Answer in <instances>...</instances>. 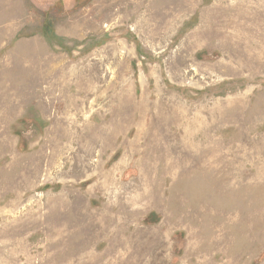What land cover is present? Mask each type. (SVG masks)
<instances>
[{
    "label": "rangeland",
    "instance_id": "374dc122",
    "mask_svg": "<svg viewBox=\"0 0 264 264\" xmlns=\"http://www.w3.org/2000/svg\"><path fill=\"white\" fill-rule=\"evenodd\" d=\"M0 264H264V0H0Z\"/></svg>",
    "mask_w": 264,
    "mask_h": 264
}]
</instances>
